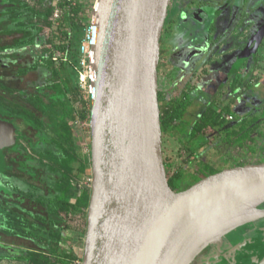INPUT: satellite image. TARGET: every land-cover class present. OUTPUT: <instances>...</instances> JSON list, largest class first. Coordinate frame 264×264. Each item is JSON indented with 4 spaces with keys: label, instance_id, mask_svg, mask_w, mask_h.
Wrapping results in <instances>:
<instances>
[{
    "label": "water",
    "instance_id": "95a60500",
    "mask_svg": "<svg viewBox=\"0 0 264 264\" xmlns=\"http://www.w3.org/2000/svg\"><path fill=\"white\" fill-rule=\"evenodd\" d=\"M169 2H94L91 186L81 264H190L208 245L264 218V162L222 169L181 190L168 183L158 64ZM260 33L246 49L258 47ZM202 54L194 51L185 63ZM15 139L14 124L0 118V171L3 150Z\"/></svg>",
    "mask_w": 264,
    "mask_h": 264
},
{
    "label": "flooded vegetation",
    "instance_id": "af4514ba",
    "mask_svg": "<svg viewBox=\"0 0 264 264\" xmlns=\"http://www.w3.org/2000/svg\"><path fill=\"white\" fill-rule=\"evenodd\" d=\"M0 2L4 4L10 3L9 0H0ZM191 2L192 0H170L169 2L167 16L165 18L160 38V67L164 66L163 62L165 61L166 63H170L172 68H176L173 63L178 62L180 59L181 51H178V47H180L182 42L180 40L181 36L175 34L171 41L167 39L165 35L167 36L170 33L167 31L169 24H171L172 31L173 24L181 23L182 20L190 19L192 17L187 14V6L188 4L192 6ZM203 2L206 4V10L208 12L204 24L205 30L203 32L198 31V34H195V31L194 38H201L202 41H204L205 47L200 43L197 44L195 46L196 48L193 50L196 54H198V51H202L203 54L205 53V66L201 68L200 71H197L199 66L195 65L194 67H191L192 72L190 76H193L192 81L196 80V78L200 79L202 76L206 77V82L208 81L207 84L209 88L205 94L202 92L201 96H203V98L205 96V105L202 107L201 111L202 113L208 111L207 117L210 119L214 117L217 118L220 124L216 127L222 129L221 131H217L216 128L214 132L209 133L206 136L207 138H210L214 133L217 135L216 139L203 148L208 149L212 148V146H222L223 149L225 148L224 150L227 153L226 159L231 163L228 167L262 162L259 157L257 160L252 159L247 163L236 161L232 153L234 152L233 149H239L246 146L247 144L245 143L247 139H250L247 137L252 138L255 132H258L259 136L264 138V123L257 115L247 114L243 116V114H236V112H240L236 107L237 95L245 90L254 89L261 79L260 77L257 80V83L251 84L250 82L245 81V76L252 78L254 75L253 73L258 68L257 64L259 59L264 55V35L258 47L253 48L255 45L254 42L251 43L247 49L246 45L252 37L257 35V33L264 32V0H204ZM18 4L21 5V16L19 18H16L15 15H10L11 11L8 10L11 6L0 9V118L11 121L15 126L16 132L14 144L3 150L6 169L0 171V175L7 177L8 180L15 178L20 181L19 183L26 185L27 194L24 195L27 197H24L19 191L18 193H15L14 189H11V191L7 190V187H5L4 184H0V212L3 213V221L2 225H0V249L5 252H7L8 249L14 248V243L18 241L17 238H10L1 235L2 231L7 228L5 225L8 223L6 212H10L12 209H14L13 211H18L17 209H20L27 215L29 213L30 215H33L35 214V211L27 210L24 205H32L33 210H35L36 207V204L28 194V192L30 193L31 191L36 190L34 184L36 182L35 178H19L15 177L13 173L10 172L11 168L13 169V165L9 162V159L16 151L23 152V148L25 147L24 149L30 153L31 157L35 158V151L31 146H28L25 141L23 142L20 139L19 144L17 143L18 138L21 137L20 135L22 134L17 130L16 124L14 123L16 118L13 106L20 105L29 107L28 99L35 97L36 95L42 96L43 93L41 90L43 88L51 89L53 83L50 69L44 68L43 66L29 71L22 79L17 77L15 73L23 67H26L29 63H33L35 61L33 59H46L50 54L52 55L53 60V55L55 53L53 51V42H50V39L53 38V34H50L52 36L47 39L49 40L47 41L49 45L45 44L48 46L43 50V53L40 55H34V52L32 51L38 47L35 45L36 42H39V38L47 29H55V25L52 24L51 27L39 31L38 25L42 23L40 17L35 16L38 19H34V22L29 25L28 21L25 20V14L31 12L28 9L23 8H33L42 11L45 8H52L51 1L41 10L38 9V7L42 6L41 4L38 3V5L33 6L28 0H19L17 2V5ZM248 4L250 7L248 6V8H246ZM199 7L200 6H198L197 9H199ZM261 9H263V12H261ZM51 15H49L50 20ZM19 21H24L25 24L21 26L18 24ZM195 26L197 28L200 25L199 23H196ZM8 30H12V32H9ZM51 31L53 32V30ZM24 40H30L31 43L26 42L25 44H17L19 41ZM44 42H46V39ZM244 53H249V57L242 62L243 57L241 59L240 57ZM197 58L199 57H195V60H197ZM54 64L56 66L59 65L55 61ZM41 68L47 70L49 73V76L47 77L48 81L43 82V85L36 81L39 72H41ZM219 71L224 72V76L220 78L218 87L212 91L210 88L211 81L215 78V73L218 74ZM7 73L13 75V80H19L22 82V87L16 88L6 85L4 79H11L7 76ZM190 84L186 86L188 89H182L180 90L179 95L176 94L179 101L184 103L185 106L188 102L186 101L188 98L186 94L192 95L191 88L193 87L190 86ZM225 90L227 93H230L228 100H223L221 98L220 108L218 110L214 109L213 101L220 102L217 96L221 94L222 91V93H224ZM211 92H214L215 95H212ZM195 98L196 96L192 101L188 102L189 104L187 103L188 105L186 108L188 106L195 107L196 104H200L201 98L197 101ZM196 110L197 107L193 111L192 116L195 118H192L193 123H196L200 117L194 114L196 113ZM214 111L216 113H213ZM218 138L221 139V142L215 144ZM28 147L30 148L29 150ZM21 157L22 156H19V158ZM31 160L30 164H35L34 159ZM228 167H222L221 169ZM27 174L28 176L34 174L33 169L29 167ZM21 191L22 190H20V192ZM23 202L26 203L23 205L24 208L21 207ZM260 208H264V204H262ZM236 231H239L240 233L237 236L235 235ZM9 239H15V242H11ZM4 253L2 254L3 256ZM190 264H264V218H260L252 223L241 226L230 234L222 237L216 243L208 245Z\"/></svg>",
    "mask_w": 264,
    "mask_h": 264
},
{
    "label": "trees",
    "instance_id": "16d2710c",
    "mask_svg": "<svg viewBox=\"0 0 264 264\" xmlns=\"http://www.w3.org/2000/svg\"><path fill=\"white\" fill-rule=\"evenodd\" d=\"M18 1L9 0L8 4L11 6L8 10L11 11L10 15H15L16 18L21 16V5H17ZM41 1L39 0L40 3ZM91 7L92 0H75V3L69 5L67 12L58 21L50 42H53L55 53L59 56L74 58L72 61L75 63V59L79 55L82 37H76L73 32L84 24L81 18L84 16L86 8ZM23 8L40 17L42 23L38 25L39 31L52 26V21L49 19V15L52 13L51 7L45 8L42 10L43 12L33 8ZM18 24L23 26L25 22L19 21ZM8 31L12 32V30ZM26 42L31 43L30 40H24L17 44ZM33 60H35L33 63L29 61L31 63L18 70L15 75L22 79L29 71L38 69L40 66L48 68L52 73L51 90L54 92L53 94L62 95L63 99L47 102L43 94L28 99L29 107L13 106L16 118L14 123L22 134L17 143L19 144V139L25 141L28 146L34 149L35 158L31 157L30 153L24 149L25 147L23 152L16 151L9 159L13 165L10 172L19 178H35L36 181L44 184V190L43 192L40 190L41 195H39V189L35 187L36 190L28 193L31 199L34 198V201L37 202L35 214L27 215L20 209L6 212L8 223L5 225L7 228L2 231L1 235L17 238L16 243L19 242L27 246V250H23L18 257L25 264H74L77 259L82 261V257L75 254L74 233H72L69 222L67 223V216L72 212H83L86 230L90 185L81 182L80 193L76 195L75 202L70 200L74 196L71 190L74 182H79L82 176L91 177V161L90 148L85 154H80L78 150L73 123L75 120H80L83 130L90 131L91 101L90 98L84 99V93L79 88L77 80L73 79V71H68L65 63L56 66L50 54L46 59ZM163 96L158 92L165 170L170 186L175 190H181L221 170L214 169L208 164L200 165L195 157L197 150L190 144V139L195 137L201 139V147L213 142L216 139V134L213 133L210 138L206 136L214 132L220 123L215 117L208 118V111H205L196 123L191 122L187 125L188 121L183 120L186 112L185 104L179 101L176 95L163 103ZM46 129L51 130V133L45 132ZM184 130L186 137L183 142L186 141L184 145L187 150L183 156L175 159L172 149L168 148V145H173ZM32 132L35 134L34 136L38 137L40 143L30 138ZM19 156L22 157L19 158ZM31 159H34L35 164H30ZM189 161H192L194 166H187ZM29 167L33 169L34 174L28 176ZM80 238L84 240L83 237ZM10 240L15 242V239ZM8 254L10 257V252Z\"/></svg>",
    "mask_w": 264,
    "mask_h": 264
},
{
    "label": "rangeland",
    "instance_id": "374dc122",
    "mask_svg": "<svg viewBox=\"0 0 264 264\" xmlns=\"http://www.w3.org/2000/svg\"><path fill=\"white\" fill-rule=\"evenodd\" d=\"M28 1L33 6L38 5V3L41 4L42 6L38 7V9L41 10V9H44V7L47 5V3H49L51 0H42L41 3L39 2V0H28ZM203 1L204 0H192V2H191L192 6L190 4H188V6H187V12H188L187 14L189 16L191 15L192 17L190 16L191 17L190 19L182 20L181 23L173 24L172 31H171V24H169L167 27V31L170 33L167 36L165 35V37H167V39L172 41L173 35H175V34L180 35L181 36L180 40L182 42H181L180 47H178L179 48L178 51H181L180 59L178 62H174V63L172 62L173 64H175V67H176L175 69L172 68V66H170V63H166L165 61L163 62L164 66L160 67V60H159V64H158V92L164 95L163 96L164 97L163 103H166L167 100H169L170 98H173L176 94L179 95L180 90L188 89V88H186V86H188V84L191 83L192 77H193V76H190L191 72H192L191 67H194L195 65L199 66L197 71H200L201 68H203L205 66V62H204L205 53L202 54L201 56H199V58H197V60H195L193 58L191 60V63L189 64V66H187V63H185L187 61V58L189 56H191V53L194 52L193 49L196 48L195 46L197 44L201 43L203 45V47H205L204 41H202L201 38H194V35L196 33L198 34V31L203 32L205 30L204 24L206 22V16H207L208 12L206 10V4H204ZM198 6H200L199 9H197ZM248 6L250 7V5L248 4L246 8H248ZM92 8L93 7L86 8L85 13L87 14L88 12L92 11ZM261 12H263V9H261ZM86 14L81 18L82 23H84V24L82 26H80L78 29L74 30V32H73L76 35V37L77 36L82 37V38L85 37L86 30H87V22H86L87 18L85 17ZM35 16L36 15L31 14V13L25 14V20L28 21L29 25L32 22H34V19H38ZM176 22H177V20H176ZM36 23H37V21H36ZM196 23H199V25H200L197 28L195 26ZM51 30H53V32H54L55 29H51ZM51 30H50V28L47 29L44 32V34H42V36L39 38V40H38L39 42L38 43L36 42L35 45H37L38 47L32 51V52H34V55L42 54L43 50L49 45L47 42V39L50 36H52L50 34L54 35V33ZM194 32H195V34H194ZM45 39H46V42H44ZM45 44H48V45L46 46ZM190 47L192 49H190ZM53 51L55 52V49ZM171 51H169V52H171ZM186 51H189V52L186 54ZM54 55H59V54L54 53ZM79 57L80 58L83 57V54L81 56L79 55L78 57H76V59H75L76 65H78ZM71 59L74 60V58H71ZM56 63L60 64L58 62H56ZM165 63H166V65H165ZM64 65L67 66L68 71H73V79H75L74 81L78 80V78H76L77 72L75 71V69L74 68L71 69L70 64H64ZM257 66H258V68L253 73L254 75L252 76V78H249V76H245V81L250 82L251 84H255V83H257V80L260 77H261V79H260L259 83L254 87V89L245 90L244 92H241L239 95H237L236 107L239 109L240 112H236V114H243V116H245L247 114L257 115L264 123V55H262L261 58L259 59ZM7 76H9L11 79H9V78L4 79V81L6 82V85H10V86H13L16 88L22 87V85H23L22 82H20L19 80H13L14 78H13V75L11 73H7ZM48 76H49L48 71L41 68V72H39V75L37 76L36 81H38L39 84L43 85V82L48 81L47 80ZM222 76H224V72H222V71H219L218 74L215 73V76H214L215 78L211 81V87L210 88L212 89V91H214V89L218 87V85H219L218 82H219L220 78H222ZM207 82H206V77L202 76V78H200V79L196 78V80H193L191 83L192 85L190 84V86L193 87V88H191V90H192L191 94L192 95L186 94V96L188 97L186 99V101L190 102L196 96V98H195L196 101L201 98V102H200V104H196L195 107L194 106L193 107L188 106L186 108L185 117L183 120L188 121L187 125H189V123L191 124L193 119H195V118H193L192 115H193V111L195 110L196 107H197V110L195 111L196 113H194V114L199 117L202 113V111H201L202 107H204V105H205V100H204L205 96L203 98V96H201V95H202V92H203V94H205L209 88ZM82 89H83V91H86L85 88H82ZM41 91L45 95V101H47V102L51 101V100L57 101L60 98H61L60 100L63 99L62 95L53 94L54 92L50 88H48V89L43 88ZM222 92H221V94H219L217 96L218 100L220 101L221 98L223 100H226V99L228 100L230 93H227L226 90L224 91V93H222ZM86 95L87 94L84 95V97H85L84 99L87 100L90 96H86ZM212 95H215V93L213 92ZM213 102H214V105H213L214 109L218 110L220 108L221 101L220 102L213 101ZM187 103H186V106L189 104V103L188 104ZM233 108H234V106H233ZM73 129H74L75 134H76L78 150H79L80 154L87 153L89 148H90V132L88 130H83L80 120L74 121ZM221 130H222L221 128L217 127V131H221ZM44 131L51 133V130H49V129H46ZM34 135L35 134L32 132L30 134V138H32V140H36V142H39L38 137H36ZM184 137H186V131L185 130L182 133L181 137H178L175 140L173 145H168V148L172 149V153H173V156L175 157V159L180 158L181 155L183 156L186 153L185 151L187 149L185 148L186 145H184V143H186V141L183 142ZM247 138H250V139H247V141L245 143V144H247L246 146H243V148H239V149H236V148L233 149L234 152L232 154H233L234 159L236 161L247 163L252 159L257 160V158L259 157L260 161L264 162V138L260 137L258 132H255V134L252 138L251 137H247ZM190 142H191L190 144L192 145V147L197 150V152H196L197 156H195V157H197V159H198L197 162H199L200 165L208 164L209 166L213 167L214 169H221L222 167H228L231 165V163H229V161H227V159H226L227 153L224 150L225 148L223 149L222 146L221 147L212 146V148H208V149L203 148L204 146L203 147L200 146L201 139L199 137H195L193 139H190ZM220 142H221V139L218 138L216 140L215 144H219ZM29 149L30 148L28 147V150ZM195 157H194V159H195ZM187 166H189V167L194 166V163L192 161H189V162H187ZM223 169H225V168H223ZM89 177L90 176H86V177L82 176V178L79 182H77V183L74 182V184L72 186V190H71V192L74 194V197H71V199H70L72 202H75L76 195H78L80 193L81 182L83 184H86V185L89 184V183H87V180ZM19 182L20 181H18L15 178H11L10 180H8L7 177H3L0 175V184H4L5 187H7V190L11 191V189H14L15 193H18V191L20 193V190H22L23 192L21 194L24 195V193H27V186L23 185L22 183H19ZM34 184L39 189L38 194L41 195L40 190L43 192L44 184L39 183L38 181H36ZM89 185L91 186V183ZM0 189H1V185H0ZM38 194H36V195H38ZM24 197H27V196L24 195ZM32 200L34 201L35 199L33 198ZM34 203L37 204V202H35V201H34ZM24 204H26V203L23 202V204L21 205L22 208H24V206H25L27 208V210L29 209L31 211H35V210H33L32 205L29 206V204H26V205H24ZM37 207H39V206H37ZM2 221H3V213L0 212V225H2ZM68 222H69V225L71 226L72 233H74L73 248H74L75 254L78 257H82L84 240H82L80 237L84 238V235H85V214L83 212L69 213V215L67 216V223ZM246 231H248V230H246ZM239 234H240L239 231H236L235 235L237 236ZM4 252H5L4 250L0 249L1 255ZM1 260H3V259L0 258V261ZM6 260L4 262H2L1 264H10L11 263V262H9V260H7V262H6ZM15 263H17V262L14 261V263L12 262L11 264H15ZM74 264H77L76 260L74 261Z\"/></svg>",
    "mask_w": 264,
    "mask_h": 264
},
{
    "label": "built area",
    "instance_id": "2783aa9c",
    "mask_svg": "<svg viewBox=\"0 0 264 264\" xmlns=\"http://www.w3.org/2000/svg\"><path fill=\"white\" fill-rule=\"evenodd\" d=\"M94 2L95 0H92V7L94 5ZM73 3H75V0H51V6H52L51 20H52L53 25L56 26L58 24V21L67 12L69 5ZM85 17L87 18L86 19L87 30H86L85 37L82 38L80 45H79L80 46L79 55L81 56L83 54V57L81 58L79 57L78 65H76L70 57H66V56L61 57L59 55H53V60L58 63L64 62L65 64H70V66L75 69V71L77 72L76 77L78 78L77 84L79 85V88L81 89V91H83L82 88H85L86 91H83V92L87 94L86 96H90L89 98L91 101V94L93 90L92 83H94L96 79V74L93 68L91 67V64L94 59V46L96 44V32L93 26L91 25V22H92L91 11L88 12ZM87 183L89 184L91 183V177L88 178ZM76 263L81 264V261L77 259Z\"/></svg>",
    "mask_w": 264,
    "mask_h": 264
},
{
    "label": "crops",
    "instance_id": "0c3cea01",
    "mask_svg": "<svg viewBox=\"0 0 264 264\" xmlns=\"http://www.w3.org/2000/svg\"><path fill=\"white\" fill-rule=\"evenodd\" d=\"M72 197H74V196H72ZM14 244H15L14 248L8 249V251L4 253V256L0 255V258L3 259L0 261V264L2 262H4L6 259L9 260V262H11V263L12 262L14 263V261H16L18 264H25L23 262V260H20L18 257L20 256V254L23 250H27V248H26L27 246H24V245H22V243H19V242L14 243ZM8 252H10V254H11L10 257H8V255H9ZM7 260H6V262H7ZM17 263H15V264H17Z\"/></svg>",
    "mask_w": 264,
    "mask_h": 264
}]
</instances>
